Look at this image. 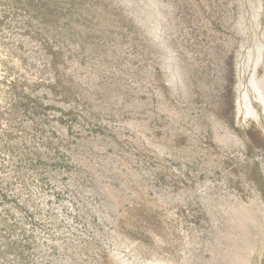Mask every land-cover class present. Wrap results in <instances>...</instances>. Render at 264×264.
<instances>
[{
  "label": "rangeland",
  "instance_id": "374dc122",
  "mask_svg": "<svg viewBox=\"0 0 264 264\" xmlns=\"http://www.w3.org/2000/svg\"><path fill=\"white\" fill-rule=\"evenodd\" d=\"M0 264H264V0H0Z\"/></svg>",
  "mask_w": 264,
  "mask_h": 264
}]
</instances>
